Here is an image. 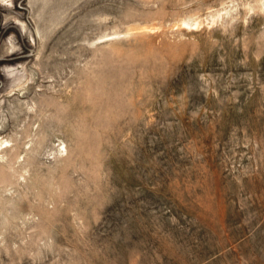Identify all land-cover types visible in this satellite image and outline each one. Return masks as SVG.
<instances>
[{"label": "rangeland", "instance_id": "obj_1", "mask_svg": "<svg viewBox=\"0 0 264 264\" xmlns=\"http://www.w3.org/2000/svg\"><path fill=\"white\" fill-rule=\"evenodd\" d=\"M263 3L0 0V264H264Z\"/></svg>", "mask_w": 264, "mask_h": 264}, {"label": "bare ground", "instance_id": "obj_2", "mask_svg": "<svg viewBox=\"0 0 264 264\" xmlns=\"http://www.w3.org/2000/svg\"><path fill=\"white\" fill-rule=\"evenodd\" d=\"M263 5H264V3H263ZM262 7V6H261ZM215 17V16H214ZM195 18V17H194ZM193 17L192 18H189V19H184V20H182L181 22H180V24H178L177 26L180 28V30H182V31H186V30H188V29H190V31L189 32H193V31H196V30H198L199 29V27H200V25H201V21H199L197 18L196 19H194ZM188 28V29H187ZM117 34V33H116ZM2 142L0 141V144H1ZM4 144V143H3ZM9 145V144H8ZM0 147H2V146H0ZM5 147V146H4ZM9 147V146H8ZM4 149H6V147L4 148ZM13 149H15V148H13ZM12 149V150H13ZM19 152H21V151H19ZM2 153V151H0V154ZM58 155H59V153H58ZM19 157V156H18ZM22 157V156H21ZM19 159V158H18ZM13 160H14V158H13ZM18 163V162H17ZM22 163V162H21ZM10 165V164H9ZM3 166V165H2ZM12 169H13V167H12ZM16 169V168H15ZM25 170H27V169H25ZM18 174V173H17ZM11 175V174H10ZM22 175H23V173H22ZM24 176V175H23ZM23 178V177H22ZM25 180V179H24Z\"/></svg>", "mask_w": 264, "mask_h": 264}]
</instances>
